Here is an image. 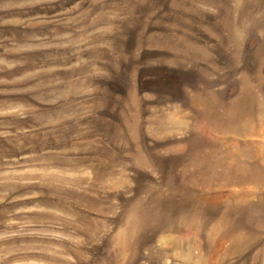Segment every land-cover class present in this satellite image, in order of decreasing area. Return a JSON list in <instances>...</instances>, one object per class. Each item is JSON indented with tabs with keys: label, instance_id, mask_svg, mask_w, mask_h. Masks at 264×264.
Here are the masks:
<instances>
[{
	"label": "rangeland",
	"instance_id": "rangeland-1",
	"mask_svg": "<svg viewBox=\"0 0 264 264\" xmlns=\"http://www.w3.org/2000/svg\"><path fill=\"white\" fill-rule=\"evenodd\" d=\"M0 264H264V0H0Z\"/></svg>",
	"mask_w": 264,
	"mask_h": 264
}]
</instances>
